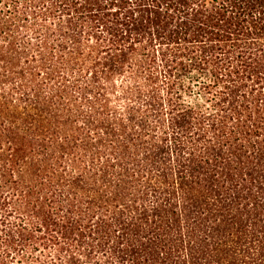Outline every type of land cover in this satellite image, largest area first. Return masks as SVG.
Segmentation results:
<instances>
[{"label": "trees", "instance_id": "obj_1", "mask_svg": "<svg viewBox=\"0 0 264 264\" xmlns=\"http://www.w3.org/2000/svg\"><path fill=\"white\" fill-rule=\"evenodd\" d=\"M0 264H264V0H0Z\"/></svg>", "mask_w": 264, "mask_h": 264}]
</instances>
